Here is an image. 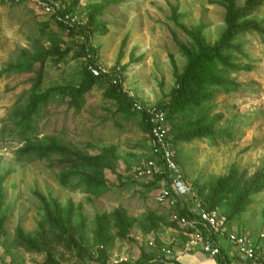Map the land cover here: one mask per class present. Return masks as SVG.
<instances>
[{"label":"rangeland","instance_id":"1","mask_svg":"<svg viewBox=\"0 0 264 264\" xmlns=\"http://www.w3.org/2000/svg\"><path fill=\"white\" fill-rule=\"evenodd\" d=\"M54 1L71 10L70 26L37 0H0V264H165L164 250L184 248L188 231L173 217L191 200L156 202L142 116L112 96L110 76L84 86L93 66L118 74L136 101L166 105L200 55L195 36L222 60L171 115L181 167L264 253V0L235 19L256 28L230 37L225 0ZM233 1L242 10L251 0ZM82 32L93 58L80 57Z\"/></svg>","mask_w":264,"mask_h":264},{"label":"built area","instance_id":"2","mask_svg":"<svg viewBox=\"0 0 264 264\" xmlns=\"http://www.w3.org/2000/svg\"><path fill=\"white\" fill-rule=\"evenodd\" d=\"M39 8L46 14H50L68 25L69 17L60 11L59 4L54 0H37ZM70 26V25H68ZM89 72L96 78L110 76L113 85H121V77L118 74L106 75L97 67H89ZM134 111L147 117L151 127L150 146L156 160L150 161L144 169L143 176L151 181L159 180L161 191L156 196V202L160 205L175 207L182 201L191 200V204L182 206L181 211L188 213L182 216L175 214L173 220L187 229L188 242L182 250H164L163 258H167L165 264H177V260L184 254L202 253L205 256L216 259L221 254V239L227 241L245 258L255 263L264 264L263 247L260 240L245 234L232 231L228 218L218 209L208 210L200 196L194 191L187 181L181 164L177 161L174 139L167 112L152 105L136 101L130 95ZM262 239L264 236L261 237Z\"/></svg>","mask_w":264,"mask_h":264},{"label":"trees","instance_id":"3","mask_svg":"<svg viewBox=\"0 0 264 264\" xmlns=\"http://www.w3.org/2000/svg\"><path fill=\"white\" fill-rule=\"evenodd\" d=\"M225 1H227L229 4L228 11H229V22H230V27H231L230 32H229L227 37L235 35L236 33L242 31L245 28H256V25L250 24V23H246L245 25L239 26V27L235 25V19L240 18L242 15H244L247 12L255 10L256 6L253 4V0L249 1L247 6L245 7V9H242V10H236V7H235L233 0H225ZM70 13H71V10H67L65 12V15H68ZM60 25L64 28H66L63 23H60ZM78 34H82L83 37H85V39H86V41H85V43L81 49L80 57L84 58V59L89 58V57L93 58L96 54V50L90 45L88 36L84 32L78 33ZM194 40L198 45L200 55L193 59L190 68L181 77L180 88L176 93L173 94L170 102L166 105L158 106V108H162L167 112V117H168L169 123H170L171 115L174 114L175 112L181 110L184 107L185 103L188 100V96L191 93L189 91L190 85L192 82L196 81L197 79H200V74L203 73V72H201V70H206L207 72H209V70H213V63L215 60H217V59L222 60V58L220 56L221 50H220L219 46H216L215 48H210L209 46L206 45L205 41L200 36H195ZM88 77H89V80L84 86L85 89L93 87L94 85H96V83L98 81H101V80L107 78V77L96 78L90 72H89ZM80 93L81 92H78V94L75 97H73V100L78 102L79 101L78 95ZM112 96L117 101H119L120 103H124V104L128 105L129 107L133 108L134 103H133L132 99H130L129 96L123 92L120 85H118V86L113 85ZM46 100H47L46 96H41V97L35 98L32 101V104L29 107V109H27L24 112V114H23L24 120L30 121L32 119V115H34L35 113L38 112V108L40 106V103L42 101H46ZM142 119H143V122L145 124L147 131L151 132V127L147 122V117L145 115H143ZM171 132H172V136L174 139L175 150L177 153V161L181 164L180 158H179V153H178V143H179L178 142V135L173 133L172 129H171ZM185 138L188 139L189 137L186 136ZM186 179H187V177H186ZM187 181H188V179H187ZM192 187H193V185H192ZM204 206L208 210L217 209L215 207H210L205 202H204ZM180 213L182 214V216H185V217L189 215L188 213L183 212V211H181ZM227 218H228V223L230 226V219H229V217H227ZM217 261H218V264H232L231 259L229 258L228 254H226L224 252V250H222V248H221V254L217 257ZM140 264H144V262H142V263L140 262Z\"/></svg>","mask_w":264,"mask_h":264},{"label":"crops","instance_id":"4","mask_svg":"<svg viewBox=\"0 0 264 264\" xmlns=\"http://www.w3.org/2000/svg\"><path fill=\"white\" fill-rule=\"evenodd\" d=\"M221 248L231 259L232 264H257L239 254L227 241L221 242ZM177 264H218L217 258L213 259L202 253L184 254L177 260Z\"/></svg>","mask_w":264,"mask_h":264}]
</instances>
